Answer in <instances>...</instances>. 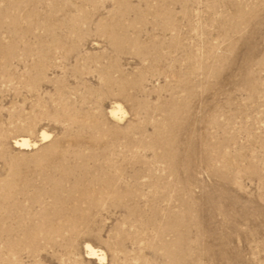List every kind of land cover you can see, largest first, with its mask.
Returning a JSON list of instances; mask_svg holds the SVG:
<instances>
[{
	"label": "rangeland",
	"instance_id": "374dc122",
	"mask_svg": "<svg viewBox=\"0 0 264 264\" xmlns=\"http://www.w3.org/2000/svg\"><path fill=\"white\" fill-rule=\"evenodd\" d=\"M0 264H264V0H0Z\"/></svg>",
	"mask_w": 264,
	"mask_h": 264
},
{
	"label": "bare ground",
	"instance_id": "6f19581e",
	"mask_svg": "<svg viewBox=\"0 0 264 264\" xmlns=\"http://www.w3.org/2000/svg\"><path fill=\"white\" fill-rule=\"evenodd\" d=\"M119 113H122V108L120 107V105L117 106V107L112 111V115H113V117H114V116L119 115ZM118 117H119V116H118ZM118 117H116V118H118ZM43 138H44V139H47L48 136H47L46 134H43ZM16 145H17V147H19V148H24L25 146L28 147V145H30V142L28 143L27 140L22 139L21 141H17V142H16ZM87 251H88L89 255L91 256L90 258H92V259H99V260H105V255H104V253H102V252H100V251L94 249L91 245H88V246H87Z\"/></svg>",
	"mask_w": 264,
	"mask_h": 264
}]
</instances>
